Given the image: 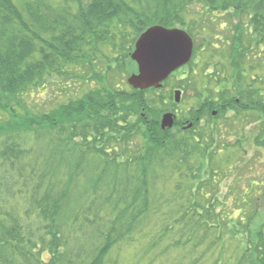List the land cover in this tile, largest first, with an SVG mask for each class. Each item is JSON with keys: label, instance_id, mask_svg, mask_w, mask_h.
Masks as SVG:
<instances>
[{"label": "trees", "instance_id": "obj_1", "mask_svg": "<svg viewBox=\"0 0 264 264\" xmlns=\"http://www.w3.org/2000/svg\"><path fill=\"white\" fill-rule=\"evenodd\" d=\"M202 12L233 20L232 58L217 65L229 75L201 73L209 105L199 100L197 107H209L208 113L221 107L217 120L231 103L233 112L251 115L250 122L262 121L264 0H0V264H128L124 254L146 233L149 241L132 253L146 264H264L261 231H251L250 241L243 231L229 238L233 216L220 212L227 206L220 186L209 190L215 179H195L191 170L186 185H173L168 172L202 148L201 162L228 153L229 143L214 153L217 140L207 139V129L195 134L199 123L190 136L162 130L160 117L168 110L162 91L105 87L81 98L74 91L77 75L71 74L83 61L92 68L100 45L119 49L132 37L124 63L130 68L145 30L180 27L192 35L203 30L187 20ZM240 18L248 24L234 22ZM254 44L259 55L251 59ZM57 75L64 76L60 95L50 104L36 101L35 93ZM216 125L210 124L212 137ZM258 143L264 148V140ZM255 185L264 187V180H248L246 208L250 198L259 202ZM246 208L244 225L254 219Z\"/></svg>", "mask_w": 264, "mask_h": 264}, {"label": "rangeland", "instance_id": "obj_2", "mask_svg": "<svg viewBox=\"0 0 264 264\" xmlns=\"http://www.w3.org/2000/svg\"><path fill=\"white\" fill-rule=\"evenodd\" d=\"M199 16L206 17L203 19ZM234 20H236L234 21L235 23H243L244 25L248 24V19L246 18ZM187 21L191 26L197 24V26L201 30H203L197 31L191 35L195 43V62L193 61V63L195 64L192 63L190 67L191 73L189 81L192 85V89L190 90V92L194 93L193 96H196V99H193L191 104V99H189L188 95L185 93L183 101H181L180 105H178L180 110L191 108L194 115L196 113V110L192 107L198 104L199 100H201L203 96L205 99L209 98V94L205 93L200 82L201 73L203 72L204 74L212 75L215 78H220V76L223 74V71H221L223 66H219L218 68L217 65L220 63H226L228 62V60H230V58H232V43L228 37L230 31V28L228 27L231 26L233 20H231L229 16L218 19L212 17L210 14L202 12L201 15H196L195 17L193 15H190ZM128 39L132 40L133 38L129 36L128 38L125 37L124 39H122L119 49H114L113 46L110 47L108 45H100V51L92 54L96 56L93 59L92 68H90V66H84L83 64L86 63L85 61H83L77 67V73L71 74V76L77 75V79H75L73 83V85L77 87L74 89V91H76L77 93V98H81L84 94L93 91L103 94L102 89H104L105 87L112 89V91L114 92H131V88L128 86L127 80L131 74L136 72V67L132 62H130V64L128 63L130 68H125L124 66V63L126 62L125 55H127L128 53V48H131L130 43H128ZM252 51L253 52L250 53L249 57L251 59L254 58V55H259V51L257 50V46L255 44L252 46ZM103 55H106L107 58H105ZM114 57L118 58L117 63H115ZM121 62L122 66H120ZM92 69L97 73L93 74ZM229 73H231V70L225 68V74L223 75L226 76L229 75ZM63 77L64 76L62 75L55 76L51 80L52 82L50 83V86L40 92L35 93V100L41 102L45 100L48 102V104H50L55 97L60 95L59 86H61L63 83ZM178 79L179 76H175L170 84L162 91V93L158 94L159 96L166 98L165 100L168 110L166 111V107H164V113L169 112L173 106L174 93L172 89L173 87L180 85L176 83ZM181 85L187 88V81H183ZM211 88L217 90L213 86H211ZM230 88L232 89V87ZM46 92L48 93L46 94ZM233 93H236V91H234ZM262 94L264 96V92ZM197 96L199 97V99L197 98ZM39 97H43L44 100H39ZM261 99H264V97H262ZM50 108H56V103L53 104ZM163 112L161 114L160 120L162 118V115L164 114ZM250 117L251 115L246 116L244 113L238 114L237 111L236 113L233 111H228L221 116L219 115V118L217 120L211 119L210 117L204 119L203 122L199 124L198 128L200 129L196 130L195 134L200 133L203 129H207V139H209L210 136L211 138L217 140L216 143H214L216 147H211L212 150L215 149L214 153L219 148L223 149L222 146H224L225 143H229V146L231 147L230 152H223L218 157H216L217 155L213 153V157L215 156L216 158H208L206 159V162H201L202 158H200V156L205 157V155H207L205 153L206 150L202 148L203 153H201V155H198L197 153H190L188 154L189 158L187 160H184V158L181 157V161L179 162H181L182 165L177 162L174 166L171 167L173 169L171 171H168L169 175L171 176L170 178L173 181V185L174 182L176 183V185L179 183H184L186 185V176L191 175V170H194V174L196 176L194 177L195 179H198V177L209 176L213 178V181L215 179L216 182L214 186L209 188V190H211L212 192L217 191V186H220L219 189L223 193L221 195L222 201L227 202V206L224 207L225 211L222 210L220 212H222V216H224L225 219L226 216H233V220L228 221V223H232V228L228 226L227 229L230 232L229 238L232 239V236H235L242 231L248 232L246 237H244V241H250L251 239H253L251 231H261L262 234H264V187H261L259 185H255L254 187L255 190H257V193L261 195L257 205H255L254 201H251L252 198L249 197V207L246 208L242 199V190L245 187L248 188L249 179L258 181L264 180V148L258 147L260 145L258 141L264 140V127L262 129V125H264V118H262V121L257 122H252L251 119L250 122ZM132 119L134 120L135 118ZM213 121H216L217 123V125L215 126L217 128H215L216 131L214 133V137H212V129L210 128L209 130L210 124ZM175 131L180 133L181 135H188L182 130ZM260 135H262L263 139L260 138ZM141 139L142 138L138 139L137 144L143 145L144 142H142ZM192 143L196 144V142ZM208 147L210 146H207L206 148ZM212 150H210V153H212ZM234 163H236L237 165V168L235 169L233 167ZM201 168L203 169L204 173L201 172ZM208 170H213V172H210ZM166 178L169 177H165V179ZM171 180L170 182H168L169 184L171 183ZM163 181L164 180H160L161 191L165 190V188L167 187V185H162ZM245 208L247 214H253L254 216V219L252 221H248L246 219V225L241 222V220H243L245 217ZM219 210H221V208ZM256 213L258 214V216L256 215ZM234 223L237 224V228H235ZM148 238L149 237L146 233L142 244H139V242L137 241V245L135 247L128 248L127 253L124 254L128 264H146L148 259L142 257L141 259L137 260L135 255L139 258V254L133 255L132 253H136L134 251H138L139 245L142 246L144 243H146ZM238 245L240 244L237 243L236 246Z\"/></svg>", "mask_w": 264, "mask_h": 264}, {"label": "water", "instance_id": "obj_3", "mask_svg": "<svg viewBox=\"0 0 264 264\" xmlns=\"http://www.w3.org/2000/svg\"><path fill=\"white\" fill-rule=\"evenodd\" d=\"M193 54V41L179 29L155 26L145 31L138 39L131 59L138 65L139 73L129 79L136 90L160 89L163 83L178 69L187 65ZM181 93L175 100L180 102ZM174 115L167 113L161 120L163 130L173 129Z\"/></svg>", "mask_w": 264, "mask_h": 264}, {"label": "flooded vegetation", "instance_id": "obj_4", "mask_svg": "<svg viewBox=\"0 0 264 264\" xmlns=\"http://www.w3.org/2000/svg\"><path fill=\"white\" fill-rule=\"evenodd\" d=\"M134 65L136 67V72L131 74V75L138 73V67H137L136 63H134ZM190 73H191L190 66L182 67L177 72L173 73L167 81H165L163 87L161 89H159V91H163L170 84L172 79L177 75L179 76L178 82H183V81L188 82L189 77H190ZM189 85L190 84L187 83V88L185 86H181V85L173 87L172 91L174 94H176L177 92L181 93V101H183L184 94L186 93L188 95V98L191 99L190 103L192 104V100L196 99L195 98L196 96H193L194 93L190 92L192 87H189ZM131 90H134V89H131ZM152 90H155V89H149L147 91H152ZM134 91L147 92V91H139V90H134ZM156 91H158V90H156ZM239 102H240L239 98H236L235 103H239ZM200 104H204V107L206 105H209V103L206 102V99L204 98V96L202 97ZM226 105H227V106H225L226 111H232V109L230 108L231 103H228ZM193 107H196V106H193ZM204 107L199 106V107L195 108V110H196V113L194 114L196 116L195 117L192 113L191 108H186L184 110H180L178 104L175 103L171 108V113H173L174 118H175L174 129L175 130H182L185 133H189L192 131L195 123L203 122L204 119L208 118V114L212 118H215L218 115L217 111L221 110V107H219L218 110L214 109V110L210 111V113H208L209 107H207V108H204ZM204 116H206V117H204ZM189 125H191V128Z\"/></svg>", "mask_w": 264, "mask_h": 264}]
</instances>
